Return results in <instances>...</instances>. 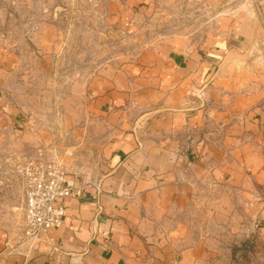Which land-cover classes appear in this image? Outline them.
<instances>
[{"label":"rangeland","instance_id":"374dc122","mask_svg":"<svg viewBox=\"0 0 264 264\" xmlns=\"http://www.w3.org/2000/svg\"><path fill=\"white\" fill-rule=\"evenodd\" d=\"M249 1L0 0V54L9 65L6 76L11 73L0 93L26 130L11 139L5 133V140L27 146L0 148V234L17 239L23 215L15 161L41 150L76 174L82 187L101 176L113 129L89 101L92 82L108 68H126L133 77L147 54L175 47L196 64L212 58L216 68L187 110L204 109L203 131L213 136L236 124L233 111L251 112L244 127L261 131L264 155V116L253 106L254 92H264V41L254 49L258 19ZM259 103L263 108L264 95ZM260 169L264 164L249 163L245 175L252 179ZM255 201L264 210V189L256 198L232 189L198 190L178 214V235L201 241L209 256L204 264H264V212L252 209Z\"/></svg>","mask_w":264,"mask_h":264},{"label":"crops","instance_id":"0c3cea01","mask_svg":"<svg viewBox=\"0 0 264 264\" xmlns=\"http://www.w3.org/2000/svg\"><path fill=\"white\" fill-rule=\"evenodd\" d=\"M257 10L263 25L264 16ZM192 58L174 47L145 55L133 77L126 68L101 72L92 82L89 101L113 129L103 173L92 185L82 187L79 195L65 199L59 228L34 240H10L0 234V264H204L209 260L201 241L178 235L183 227L178 214L198 190L232 189L256 198L264 189V170L250 179L245 165H263L264 155L258 151L261 131L244 127L251 112L233 111L236 124L213 136L203 131L206 111L187 110L192 94L216 68L212 58L203 64ZM8 66L0 54L2 93L11 82ZM2 93L0 148H25L21 140H5V133L11 139L26 130L22 115ZM263 95L262 90L253 94L254 110L262 117ZM249 183L247 190L244 186ZM262 205L255 201L252 209L264 212Z\"/></svg>","mask_w":264,"mask_h":264},{"label":"built area","instance_id":"2783aa9c","mask_svg":"<svg viewBox=\"0 0 264 264\" xmlns=\"http://www.w3.org/2000/svg\"><path fill=\"white\" fill-rule=\"evenodd\" d=\"M264 10V0H257ZM17 180L23 192V215L17 239L34 240L59 228L66 202L82 190L77 175L38 150L34 155L14 162ZM100 207V206H99Z\"/></svg>","mask_w":264,"mask_h":264},{"label":"water","instance_id":"95a60500","mask_svg":"<svg viewBox=\"0 0 264 264\" xmlns=\"http://www.w3.org/2000/svg\"><path fill=\"white\" fill-rule=\"evenodd\" d=\"M249 4L251 5V9L249 12L251 14H254L256 16V18L258 19L257 31H256V34L254 36V39H255L254 40V43H255L254 49L260 50L261 43L264 41V28H263V25H262V22H261V19H260V16H259V13H258V10H257V7H256L254 1L250 0Z\"/></svg>","mask_w":264,"mask_h":264}]
</instances>
